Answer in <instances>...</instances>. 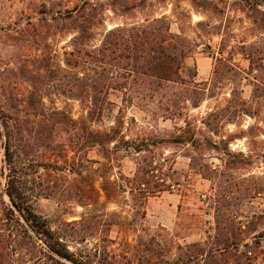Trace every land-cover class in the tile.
<instances>
[{"label": "rangeland", "instance_id": "obj_1", "mask_svg": "<svg viewBox=\"0 0 264 264\" xmlns=\"http://www.w3.org/2000/svg\"><path fill=\"white\" fill-rule=\"evenodd\" d=\"M44 1L0 0V106L33 108L37 105L35 98L28 104L30 98L23 102L22 96L41 94L45 110H65L76 120L86 115V107L57 94L61 54L72 34L60 31L58 24L45 21L36 13L35 8ZM235 1L215 0L222 10L218 14L203 13L186 0H176L155 2L145 10L119 16L106 5V0H94L103 6V23L94 28V43L100 39L103 27L110 29L166 15L170 30L192 41L193 50L186 62L197 71L195 81L208 86L197 106L187 101L181 116L165 120L134 104L122 103L121 94L111 91L100 120L87 124L92 129L105 131L120 121L125 140H168L178 134V128H183L186 120L197 138H210L220 149L223 148L220 140L232 135L228 147L236 156L227 157L213 149L193 151L189 145L163 143L157 151L171 157L172 168L187 182V189L178 187L150 197L142 210L135 213L123 178L132 176L136 154L120 149L112 152L107 162L99 149L88 147L85 139H78L79 131L66 125L55 124L56 136L52 140L40 141L33 133L28 135L17 153L19 169L25 174L23 185L29 195L28 205L45 220L55 236L66 241L76 264H196L186 245L204 240L205 232L214 224L213 214L199 201L200 195L203 197L215 190L211 189L210 180L198 174L197 170L201 171L203 166L213 183L220 182L221 189L229 192L230 198L223 204L235 210L240 220L264 210V98L260 100V113L256 117L240 115L231 123L224 120L213 123L207 119L210 113L225 105L232 91L236 90L238 99L242 100H249L251 95L252 87L245 80H239V75L231 81L229 74H221L215 78L218 83L212 88L214 58L211 54L217 52L220 39L209 34L213 31L211 28L200 31L196 27L198 22H203L223 29L228 23L236 35L234 40L230 39V45L241 37L250 41L251 36L243 33L247 23L237 21L242 15L235 10ZM235 60L246 70L247 61L240 57ZM50 71L55 74L53 79L48 78ZM51 123L54 120L48 122ZM99 174L117 183L110 201L101 190ZM3 185L1 178L0 189ZM93 187L99 195L95 200H92ZM256 190L259 193L253 194ZM82 196L90 199L85 205L80 203ZM5 208H10L12 215L4 216ZM262 228L260 225L257 230ZM31 237L36 241L23 212L10 205L6 195H0V264H73L50 254L41 240L33 249ZM96 245L103 248L95 252Z\"/></svg>", "mask_w": 264, "mask_h": 264}, {"label": "trees", "instance_id": "obj_2", "mask_svg": "<svg viewBox=\"0 0 264 264\" xmlns=\"http://www.w3.org/2000/svg\"><path fill=\"white\" fill-rule=\"evenodd\" d=\"M171 1L176 2L106 0V5L113 13L124 16L145 10L155 2ZM186 1L203 13L222 12L215 0ZM234 5L235 10L242 15L237 21L245 20L247 23L243 27V33L251 36L250 41L241 37L230 45V39L234 40L236 35L228 23L223 29L210 27L203 22L196 24L200 31L211 28L213 31L209 34H215L220 39L217 52L211 54L214 58L212 88L218 83L215 78L224 73L229 74L228 80L231 81H234L232 77L239 75V80H245L252 87L249 100L238 99V92L232 91L225 105L208 115L207 119L213 123H218L219 120L231 123L240 115L256 117L260 113V100L264 98V0H236ZM35 9L43 20L56 23L60 31L72 34L61 54L57 94L79 101L86 107V115L74 120L68 111L45 110L44 96L41 94L25 98L22 96L23 102L35 98L37 105L33 108L21 106L22 108L7 109L0 106V179L4 180L0 195H6L10 205L23 212L24 221L37 238L36 241L30 238L33 249L41 240L50 254L76 264L66 241L55 236L45 220L36 215L28 205L29 195L23 185L25 174L21 172L17 162V153L22 146L20 144L26 141L28 135L33 133L40 141L52 140L56 136L53 132L55 124L66 125L79 131L78 139H85L89 143L88 147L99 149L107 162L111 159L110 154L120 149L130 155L136 154L132 176L123 178L130 206L135 213L142 210L150 197L171 192L178 187L187 189V182H183L172 168L171 157L157 151L163 143L189 145L193 151L213 149L227 157H234L236 154L228 147L232 135L220 140L223 145L220 149L210 138H197L186 120L183 128H178V134L168 140H125L120 121L105 131L92 129L87 124L100 120L105 105L109 103L108 95L111 91L121 94L122 103L134 104L140 110L164 120L181 116L183 105L187 101L197 106L203 99L208 84L197 83L195 67H190L186 62L193 50L192 41L183 34L170 30L168 16L159 14L142 22L117 25L110 29L103 27L99 33L100 39L94 43V28L103 23L101 4L94 0H46ZM172 13L175 12L172 10ZM235 57L247 61L246 70L239 67ZM50 72L48 78L53 79L55 74ZM31 103L32 100L28 102ZM50 120L55 123L48 124ZM239 155L242 156L240 153ZM203 167L201 171L197 170L198 174L210 180L213 184L211 189L215 190L203 197L200 195L199 201L213 214L214 224L209 232H205L204 240L186 245L191 250L190 258L196 260V264H264V228L257 230L260 225L264 227V210L243 216L244 220H240L235 210L228 204H223L230 198L229 192L221 189L220 182L213 183L207 176L206 167ZM98 178H102L101 190L110 201L117 183L102 174ZM91 192L92 200L97 199L98 191L93 187ZM258 193L257 190L253 192ZM80 199L82 205L90 200L86 196ZM8 214L12 215V210L5 208L3 215ZM94 248L96 252L103 246L96 245Z\"/></svg>", "mask_w": 264, "mask_h": 264}]
</instances>
